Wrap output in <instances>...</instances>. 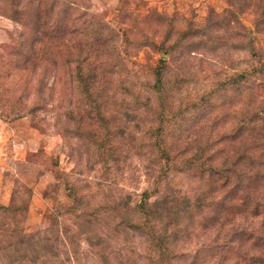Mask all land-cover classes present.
I'll return each mask as SVG.
<instances>
[{
	"label": "trees",
	"instance_id": "1",
	"mask_svg": "<svg viewBox=\"0 0 264 264\" xmlns=\"http://www.w3.org/2000/svg\"><path fill=\"white\" fill-rule=\"evenodd\" d=\"M47 2L36 0L35 9L20 12L23 39L0 50V115L14 119L51 104L61 112L56 124L64 137L89 135L95 145V138L105 137L99 126L111 138L109 104L119 98L125 121L137 110L135 133L124 122L120 143L125 155L133 149L137 186L113 193L86 185L84 192L65 181L63 213H69L70 224L52 220L34 231L22 225L32 189L14 187L8 204H0V264H264V96L255 79L264 70V56L253 28L248 48L258 59L232 76L237 94L239 84L248 82L242 111L228 126H209L205 136L192 137L183 133L194 127L164 119L153 101V95L163 100L169 88L164 59L145 78L143 92L128 91L126 82L117 94L118 78L105 70L118 62L58 57L64 50L55 42L71 36L73 18L52 4L44 8ZM227 3L236 21L243 5L254 10L252 27L264 25V0ZM113 150L104 146L98 154Z\"/></svg>",
	"mask_w": 264,
	"mask_h": 264
},
{
	"label": "rangeland",
	"instance_id": "2",
	"mask_svg": "<svg viewBox=\"0 0 264 264\" xmlns=\"http://www.w3.org/2000/svg\"><path fill=\"white\" fill-rule=\"evenodd\" d=\"M47 1L44 8L52 4L54 11H67L73 18L71 36H59L55 42L57 49L64 50L58 57L87 56L118 62L119 66L105 70L118 78L113 87L117 94L126 82L128 91L143 92L145 78H150L153 66L161 65L160 59H164L169 88L163 100L153 95V101L165 113L164 119L194 127L183 135L203 137L209 126H228L242 111L239 107L244 105L243 91L248 82L239 84L242 92L237 94L232 76L249 69L258 59L248 48L250 28L264 56V25L252 27V7L242 5L241 18L236 21L233 12L226 10L227 0ZM35 4L36 0H0V50L21 42L22 25L16 18L23 21L20 12L35 9ZM255 79L262 84L264 96V70ZM113 100L107 121L112 136L109 139L106 129L99 126L105 137H94L98 141L95 145L89 135L64 137L56 124L62 121L61 112L51 104L14 119L0 115V204H8L14 187H31L28 209L22 215L25 230L43 229L52 220L70 224L69 213H63L68 201L65 181L81 185L86 188L84 192L89 188L105 192L109 188L113 193L134 191L133 149L125 155L120 143L124 122L128 129L132 126L130 134L135 133L137 117L133 114L136 116L137 110L133 109L130 121H125L119 98ZM109 145L114 148L111 154H98ZM109 180L112 182L107 183ZM100 181L102 187L96 184ZM142 185L140 181L138 188ZM175 264L184 263L179 260Z\"/></svg>",
	"mask_w": 264,
	"mask_h": 264
}]
</instances>
